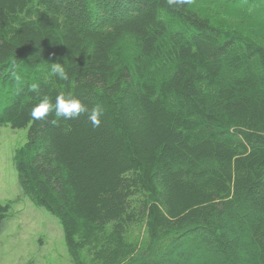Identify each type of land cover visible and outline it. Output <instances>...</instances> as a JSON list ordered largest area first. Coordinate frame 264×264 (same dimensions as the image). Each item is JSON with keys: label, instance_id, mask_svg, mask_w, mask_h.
<instances>
[{"label": "trees", "instance_id": "1", "mask_svg": "<svg viewBox=\"0 0 264 264\" xmlns=\"http://www.w3.org/2000/svg\"><path fill=\"white\" fill-rule=\"evenodd\" d=\"M58 95L87 111L31 118ZM7 124L27 129L18 185L74 264H264V46L190 0H0Z\"/></svg>", "mask_w": 264, "mask_h": 264}, {"label": "rangeland", "instance_id": "2", "mask_svg": "<svg viewBox=\"0 0 264 264\" xmlns=\"http://www.w3.org/2000/svg\"><path fill=\"white\" fill-rule=\"evenodd\" d=\"M190 5L211 23L237 30L264 46V3L247 6L190 0ZM26 139L27 129L0 126V202L10 204L0 234V264H74L59 219L34 205L18 185L14 156ZM96 246H88L86 253Z\"/></svg>", "mask_w": 264, "mask_h": 264}, {"label": "clouds", "instance_id": "3", "mask_svg": "<svg viewBox=\"0 0 264 264\" xmlns=\"http://www.w3.org/2000/svg\"><path fill=\"white\" fill-rule=\"evenodd\" d=\"M187 0H169V3L182 4L186 3ZM52 72L63 79H67V73L64 67L60 63H55L51 68ZM32 90L36 91L37 86L32 85ZM54 110L57 117L64 119H73L79 116L82 112L87 111L86 106L76 97L68 95H58L55 98L54 105L50 102L47 96L43 97L38 104H36L31 110V118L33 120L45 119L49 112ZM103 115V109L100 106L94 107L90 114L89 120L93 127H99L101 120L100 117Z\"/></svg>", "mask_w": 264, "mask_h": 264}]
</instances>
